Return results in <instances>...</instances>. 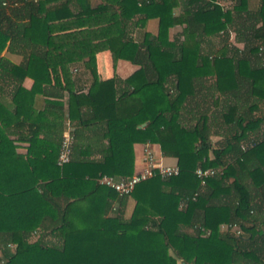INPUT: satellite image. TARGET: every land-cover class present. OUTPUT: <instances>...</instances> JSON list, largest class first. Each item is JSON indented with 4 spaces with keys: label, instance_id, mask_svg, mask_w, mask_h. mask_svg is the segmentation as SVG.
Segmentation results:
<instances>
[{
    "label": "trees",
    "instance_id": "16d2710c",
    "mask_svg": "<svg viewBox=\"0 0 264 264\" xmlns=\"http://www.w3.org/2000/svg\"><path fill=\"white\" fill-rule=\"evenodd\" d=\"M217 1L186 0L173 14L177 0H98L95 6L90 0H0V53L7 46L23 56L14 63L0 55V264H264V164L258 160L264 118L251 115L264 100V0L256 12H245L246 19L242 0L226 10ZM97 11H108L115 26L108 48L139 68L125 79L98 81L95 56L88 55L84 63L93 80L86 92H69L68 117L101 125L100 157L76 156L78 133L71 126L72 158L60 167L62 131L43 152L33 151L41 119H30L32 101L50 83L45 51L35 45L47 44L49 21ZM150 18L158 19L157 34L135 40V19L142 24ZM177 24L181 30L169 40L168 29ZM230 28L242 49L228 45ZM215 34L220 48L203 51L204 37ZM26 76L34 80L30 90L21 86ZM3 84L13 85L12 109L3 101ZM219 97L220 110L209 114L210 100ZM232 97L245 107L229 104ZM210 117H221L232 130L212 158ZM10 127L29 128L30 137L20 138L30 142L31 156L15 152ZM137 142L159 144L179 172L142 180L130 195L119 196L97 178L132 175ZM198 166L220 171L200 185ZM255 193L260 198L253 201ZM128 197L135 204L125 217ZM221 224H235L241 233L220 230ZM202 228L209 233L201 235ZM34 231L38 236L30 240Z\"/></svg>",
    "mask_w": 264,
    "mask_h": 264
},
{
    "label": "crops",
    "instance_id": "0c3cea01",
    "mask_svg": "<svg viewBox=\"0 0 264 264\" xmlns=\"http://www.w3.org/2000/svg\"><path fill=\"white\" fill-rule=\"evenodd\" d=\"M58 1V0H57ZM186 0H177V4L173 7V14L181 12ZM229 1V0H223ZM91 6H95L98 0H90ZM243 8L242 14L246 19L245 12H256L261 6V0H242ZM136 24L131 32L135 40H142L144 34L149 32L157 34L158 32V19L150 18L144 23L139 24L138 19H135ZM242 22H249L244 20ZM234 23V22H233ZM258 23L257 25H259ZM182 25H174L168 29V39L172 40L177 33L181 30ZM48 41L46 45H35L45 51V58L47 62V72L49 75V84L44 83L41 91L34 95L32 101V111L30 119L40 117L41 126L37 134V139L41 140L36 142L33 147L35 154L44 151L46 143L54 141V134H59L63 129L69 125L77 129L78 136L76 138V156L83 159H98L100 157L99 147L103 143L102 132L103 129L99 124L80 125L77 119L71 121L68 117V96L69 92H86L93 80V75L90 70L85 66V60L88 55L95 56L96 63V79L104 81L107 79L119 77L125 79L130 76L134 71L139 68L138 64L130 60L118 57L116 51H111L107 46V38L115 34V26L110 19L108 11H97L89 14L71 16L48 22ZM231 29V28H230ZM232 30H234L232 28ZM235 31V30H234ZM236 47L243 48L244 43L242 40L235 36ZM221 40L220 35H210L204 37L201 49L217 50L220 48ZM1 56H5L14 63H20L23 56L15 53H9L7 46L1 51ZM211 80V79H210ZM33 78L26 76L21 82V86L30 90L33 86ZM5 92L4 102L10 109L13 108L11 100V91L13 90L12 84H3ZM219 97L213 102L211 99L209 103V114H217L223 102ZM201 102V101H200ZM229 104L239 105L245 107V102L241 103L238 98L232 97L228 102ZM83 118L90 117L87 108L82 107ZM212 115V114H211ZM253 118H264V100H257L256 107L251 111ZM189 125V124H188ZM210 133V149L208 156L213 157L212 149L219 147L223 144L227 137H230L232 130H229V124L224 122L221 117L209 119ZM264 129V124L259 127V131ZM9 136L13 138L15 145V152L27 158L31 144L28 140L20 137H30L28 133L29 128L24 127L18 129L10 127ZM257 132V130L255 131ZM254 136V131L248 133V138ZM147 143H134V168L133 172L141 169L143 148ZM152 147L155 156L162 164L171 165L176 163V159L170 156H164L160 149L159 144L148 142ZM258 160L264 164V151L258 153ZM233 177H230L229 181ZM243 179L250 189L255 190L252 180L247 176L246 172L243 174ZM256 201L260 196H254ZM135 201L133 198L128 197L126 207L124 209V216L129 217L134 207ZM113 205L117 206V202ZM109 214H113L112 210ZM222 225V224H221ZM220 225V230H221ZM38 232L34 231L31 235H37Z\"/></svg>",
    "mask_w": 264,
    "mask_h": 264
},
{
    "label": "built area",
    "instance_id": "2783aa9c",
    "mask_svg": "<svg viewBox=\"0 0 264 264\" xmlns=\"http://www.w3.org/2000/svg\"><path fill=\"white\" fill-rule=\"evenodd\" d=\"M217 3L220 4L224 10H226L231 7L233 0H229V1L218 0ZM2 4L6 5V1H3ZM220 33H223V31H220ZM235 36H236V32L232 29H228L227 43L229 46H236ZM262 51H263V47L259 46L261 63L264 65V54L261 53ZM74 141H75L74 132L71 126L67 125L63 129L61 134L60 146L56 158V163L58 166L62 167L64 164L70 162L72 158V148ZM218 171H220L219 168H213V167L203 168L201 166H198L195 168L194 173L196 177L199 179L200 185H204L206 178L213 176ZM178 172H179V167L176 163L171 165H166L158 161L152 147L147 142V144H145L143 148L141 169L135 171L130 176H122L120 178L103 174L97 178V181L98 183L115 190L119 196H125V195H130L135 185L142 180L148 179L155 175H159L161 178H168L170 176L178 174ZM197 193H198L197 191L194 192V194L192 195V199H195ZM185 205L186 202L183 201L180 206L184 207ZM116 208L117 207L115 205H112V210H115ZM221 230H231L234 231L235 234L241 233V230L235 224L233 225L222 224ZM208 233L209 231L207 229L202 228L201 235L205 236ZM8 246L11 248L14 247L12 244H8Z\"/></svg>",
    "mask_w": 264,
    "mask_h": 264
},
{
    "label": "rangeland",
    "instance_id": "374dc122",
    "mask_svg": "<svg viewBox=\"0 0 264 264\" xmlns=\"http://www.w3.org/2000/svg\"><path fill=\"white\" fill-rule=\"evenodd\" d=\"M184 231L187 232V233H189V234H193L194 233L193 227H191V226L185 227L184 228ZM37 236H38V234L37 235H31L30 240L36 239ZM46 238H49V236H46ZM52 240L55 241L54 238ZM178 264H181V261H178Z\"/></svg>",
    "mask_w": 264,
    "mask_h": 264
},
{
    "label": "water",
    "instance_id": "95a60500",
    "mask_svg": "<svg viewBox=\"0 0 264 264\" xmlns=\"http://www.w3.org/2000/svg\"><path fill=\"white\" fill-rule=\"evenodd\" d=\"M145 125V124H142V126Z\"/></svg>",
    "mask_w": 264,
    "mask_h": 264
}]
</instances>
